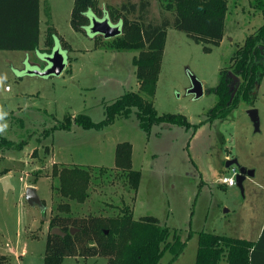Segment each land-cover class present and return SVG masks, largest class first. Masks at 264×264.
Here are the masks:
<instances>
[{
  "label": "rangeland",
  "instance_id": "obj_1",
  "mask_svg": "<svg viewBox=\"0 0 264 264\" xmlns=\"http://www.w3.org/2000/svg\"><path fill=\"white\" fill-rule=\"evenodd\" d=\"M101 7H120L126 0H98ZM138 4L140 0H130ZM253 0H228L224 39L219 45L193 41L186 33L169 28L155 96L151 99L159 115L182 114L194 125L154 126L144 132L134 114L118 118L103 129L46 131L63 122L66 116L87 114L95 122L104 119L105 104L125 92H140L133 60L140 50L117 51L114 41L70 25L75 0H40V50L24 52L0 50V107L7 113L0 134L15 143L24 141L21 150L0 147V263L44 264L49 219L55 214L70 217L117 216L130 206L135 219L154 217L187 241L181 256L172 264H195L198 234L214 233L249 241L258 240L264 224V79L254 104L259 127L248 114L245 102L225 120L209 122L208 112L217 102L209 92L219 82V71L230 60L245 38L263 23ZM138 14L129 15L135 18ZM173 20L159 0H150L147 21ZM54 34V49L65 56L61 75L42 77L29 74L45 70L49 54L45 49L48 28ZM231 39V40H230ZM191 75L203 86V95L189 93ZM6 87H9L6 90ZM132 145V168L140 171L139 188L129 186L127 174L116 167V147ZM237 159L240 167L253 170L243 182L220 183L230 176L228 160ZM54 165L88 169L89 197L83 203L62 198L56 189ZM239 166L235 167L239 170ZM8 178V187L3 179ZM35 187L45 205H30L28 187ZM69 204V212L59 204ZM171 259L166 254L162 262ZM106 257H69L61 264H108ZM219 264H228L225 259Z\"/></svg>",
  "mask_w": 264,
  "mask_h": 264
},
{
  "label": "trees",
  "instance_id": "obj_2",
  "mask_svg": "<svg viewBox=\"0 0 264 264\" xmlns=\"http://www.w3.org/2000/svg\"><path fill=\"white\" fill-rule=\"evenodd\" d=\"M163 10L172 13L173 20L163 18L160 23L147 21L150 0L138 4L126 0L120 7H101L98 0H75L70 25L75 31H84L90 17H108L113 24H121L122 34L114 41L117 51L140 50L133 60L140 92H125L111 104H105L104 119L95 122L87 114L66 116L63 122L46 132L71 130L73 125L82 129L100 130L114 124L118 118L134 114L140 128L150 135L154 126L181 127L189 130L192 125L182 114L159 115L151 100L156 93L165 50L167 30L174 28L186 33L193 41L219 45L224 37L225 19L229 11L228 0H159ZM261 13L263 23L248 35L234 52L230 65L219 71V82L209 90L217 96V102L208 112V121L225 120L241 102L254 107L258 88L264 79V0H253ZM138 14L135 18L129 15ZM44 53L52 54L54 34L48 28ZM0 50L35 52L40 50V0H0ZM25 142L15 143L0 139V147L21 150ZM116 167L127 174L128 184L138 191L140 171L132 168V145L118 144L115 153ZM235 166V165H233ZM232 167V166H231ZM51 177L58 179L54 188L62 198L83 203L89 197L91 174L80 167L61 169L54 165ZM44 204V203H43ZM59 209L69 212V204H59ZM59 228L65 236L52 234ZM75 228L74 233L70 229ZM44 264H61L69 257H106L108 264H172L184 252L186 240L166 225H160L154 217L135 219L130 206H124L117 216L70 217L55 214L49 219ZM171 255L167 263L162 259ZM2 257H0L1 259ZM264 264V226L256 241L228 237L214 233L198 234V250L195 264ZM1 264V263H0Z\"/></svg>",
  "mask_w": 264,
  "mask_h": 264
},
{
  "label": "water",
  "instance_id": "obj_3",
  "mask_svg": "<svg viewBox=\"0 0 264 264\" xmlns=\"http://www.w3.org/2000/svg\"><path fill=\"white\" fill-rule=\"evenodd\" d=\"M88 31L94 35H101L106 39H111L115 37H119L122 34V26L121 24H113L108 17L97 18L95 16L90 17V24L87 27ZM48 62V66L45 70H31L28 73L34 74L42 77H47L51 75H61L64 69L66 68L65 56L60 52V50H56L53 54H50L46 59ZM192 87L189 89V93L195 95L196 98H200L203 95V86L202 83L194 76L191 75ZM248 114L252 121L255 124V127L258 129L259 127V115L258 110L255 108H251L248 110ZM233 165H237V159L228 160L226 162V167L230 168ZM253 170H247L244 167L239 166V174L236 178V185L243 191V182L247 176H253ZM4 184L8 187V178L3 179ZM26 199L30 205H38L42 210H45V205L40 200L36 188L31 186L26 190ZM76 231L75 228L70 229V233H74ZM52 234H57L62 237L65 236L59 228H54L51 230Z\"/></svg>",
  "mask_w": 264,
  "mask_h": 264
},
{
  "label": "built area",
  "instance_id": "obj_4",
  "mask_svg": "<svg viewBox=\"0 0 264 264\" xmlns=\"http://www.w3.org/2000/svg\"><path fill=\"white\" fill-rule=\"evenodd\" d=\"M8 89L9 87H6V90ZM228 169H230L231 175L221 177L220 183L223 185L229 186V187H233L236 185V178H237V175L239 174V170L235 166H232Z\"/></svg>",
  "mask_w": 264,
  "mask_h": 264
},
{
  "label": "clouds",
  "instance_id": "obj_5",
  "mask_svg": "<svg viewBox=\"0 0 264 264\" xmlns=\"http://www.w3.org/2000/svg\"><path fill=\"white\" fill-rule=\"evenodd\" d=\"M4 77H0V81H2ZM7 113L0 107V134L4 133L8 127L7 123H3Z\"/></svg>",
  "mask_w": 264,
  "mask_h": 264
},
{
  "label": "crops",
  "instance_id": "obj_6",
  "mask_svg": "<svg viewBox=\"0 0 264 264\" xmlns=\"http://www.w3.org/2000/svg\"><path fill=\"white\" fill-rule=\"evenodd\" d=\"M223 39H224V37H223ZM231 40V39H230ZM223 42V40L221 41V43ZM263 226H264V224H263ZM263 226H262V228H263ZM49 227V226H48Z\"/></svg>",
  "mask_w": 264,
  "mask_h": 264
}]
</instances>
